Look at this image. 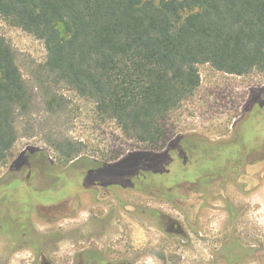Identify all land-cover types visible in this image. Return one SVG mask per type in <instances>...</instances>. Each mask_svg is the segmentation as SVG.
Wrapping results in <instances>:
<instances>
[{"label":"rangeland","instance_id":"1","mask_svg":"<svg viewBox=\"0 0 264 264\" xmlns=\"http://www.w3.org/2000/svg\"><path fill=\"white\" fill-rule=\"evenodd\" d=\"M150 1L158 4L161 0ZM0 36L16 53V65L35 95L30 114L17 123L16 142L6 161L0 164V198L3 195L4 201L0 203V264H78L76 256L85 247L102 251L109 259L127 254V249L132 247L133 254L151 260V255L162 253L161 244L165 253L182 254L185 264H207L222 239L231 232L241 233L243 238L254 240L258 245L264 244V155H244L239 158L245 159L241 166L228 161L223 166L217 165L218 169H229L230 177L239 175V181L245 180L248 187L244 190L237 183L223 186L214 182L204 200L206 207L192 222H197L199 228V234L189 243L195 248L193 252L177 241L180 246H173L164 235L149 228L154 222L147 219V214L145 218L141 216L143 210L149 215L159 211L184 219L183 225H186L185 209L179 212L172 205L129 192L124 187L112 186L111 191L98 188L93 179L104 166L135 152L163 154L169 142L186 136L211 144L232 143L227 146V152L240 145L238 138L242 144L260 145L258 140L264 135V108L262 111L257 108L264 107V72L235 76L217 72L208 64L198 65L199 86L163 120L167 130L165 143L150 146L125 136L113 120L96 114L90 100L63 84L51 85V93L47 95L40 87L37 73L46 60L42 41L2 17ZM60 96L62 102L58 101ZM49 99L53 111L48 110ZM65 139L81 142L83 149L77 157L63 159L56 151L53 144ZM197 147L206 150L187 154L186 147L175 146L182 158L193 155L208 159L217 155L219 159H227L225 147L213 150L201 144L192 148ZM24 157L27 160L23 165ZM48 167L60 174L57 186H50V179L41 173V169ZM181 173L175 168L173 176L166 175L159 180L175 181ZM21 175H28L31 186L12 180L20 179ZM97 175L101 176L100 181L108 176L112 185L125 181L114 172L102 171ZM224 200L240 211L232 228L227 222ZM131 207L134 214L138 212V217L128 214ZM190 208L191 212L194 206ZM25 224L26 228L22 227ZM19 231L20 235L16 236ZM194 256L198 262L192 259Z\"/></svg>","mask_w":264,"mask_h":264},{"label":"trees","instance_id":"2","mask_svg":"<svg viewBox=\"0 0 264 264\" xmlns=\"http://www.w3.org/2000/svg\"><path fill=\"white\" fill-rule=\"evenodd\" d=\"M0 17L42 41L46 60L37 73L47 95L51 85L63 84L90 100L96 114L113 120L125 136L150 146L165 143L163 120L199 86L198 65L235 76L264 72V0H0ZM34 98L16 53L0 36V164ZM237 142L233 151L224 150L225 158L264 155V135L257 146ZM201 144L211 143L186 136L168 146L193 154L206 150L192 148ZM53 146L67 160L83 149L68 139ZM170 152L167 157H178ZM145 158L166 156L135 152L97 174L127 175L130 162ZM41 170L50 185H58L53 167Z\"/></svg>","mask_w":264,"mask_h":264},{"label":"flooded vegetation","instance_id":"3","mask_svg":"<svg viewBox=\"0 0 264 264\" xmlns=\"http://www.w3.org/2000/svg\"><path fill=\"white\" fill-rule=\"evenodd\" d=\"M231 144L232 143L222 145L210 144L208 146L214 149L218 147L220 150H223L225 147L224 150H226L227 146ZM170 146L171 145L164 147V153L162 155L166 156V158H145L144 160L130 162L129 173L127 175H118L125 181H119L120 183L117 185H112L108 176L105 177V181H100L101 176L98 175H94L93 179H96L94 183L98 188H105L111 191L112 186L124 187L129 192H138L144 196L156 199L157 202L172 205L179 210V212L185 209L188 219L186 225H183L184 219L173 218L159 211H154L153 214L149 215L143 210L141 211V216L145 218L147 214V219L154 222L149 228H153L164 235L167 238L166 241L172 243L173 246H180L178 244L180 243L185 245V247L189 249L188 251L193 252L195 248L193 244L190 246L189 243L193 242L192 237H197L199 228L197 222L196 224L192 222L197 218L198 212L206 207V202H204V200L208 194L207 192H210L212 189L214 182L217 181L223 186H226L228 183H237V185L244 188V190L248 187V183H246L245 180L243 182L239 181V175H232V177H230L231 174H229V169L223 167L218 169L216 168L217 165L223 166V164L228 161L238 163V166H241L245 163V159L222 160L219 158H182L178 153L176 154L178 156L177 158H170L167 157V155L171 153L168 151L173 149L176 150V145H174V147L173 145ZM26 160V157H24L21 163L24 165ZM21 165L19 167H21ZM174 167L179 168V171L182 172L181 176L175 181L169 182L165 180L164 183L161 182L159 180L160 178H165L166 175H169V177L173 176L175 171ZM157 173L164 174L159 175ZM26 177H28V175H21L18 177L20 179L12 180H18L23 184L30 185ZM57 177L58 176H55V179ZM236 177L238 178L237 181L235 180ZM93 179L91 181H93ZM155 180L160 183H156ZM10 181L11 180H9V182ZM249 189L251 188H248V190ZM181 193H184L185 196L183 197ZM224 201L226 204L225 211L228 214L227 222L232 228L235 226L240 211H238L233 204L228 202V200ZM0 203H4L3 195L0 198ZM185 205L187 206L186 208ZM190 205L194 206L191 212ZM133 211L134 208L131 207L128 210V214L132 217L134 215L138 217V212L134 214ZM26 225L27 224L22 225V227L26 228ZM20 233L19 231V234L15 235L19 236ZM199 236L202 237L201 235ZM242 236L241 233L236 235L234 232L227 234V237L220 242L218 249L211 254V259L208 260L207 264H251L253 262L264 264V244L258 245L254 240L243 238ZM129 237L131 238V235H129ZM49 240L50 239L47 241ZM176 241L178 243H176ZM130 245H132V242ZM159 249L162 253L159 255H151V260L142 257L140 254H133L132 247L127 249V254L115 255L112 259H109L102 251L90 247L82 248L76 257L78 259V264H185V262L181 260L185 259L182 254L165 253V250H162V244L159 246ZM192 259H196V262L199 261L197 256H194Z\"/></svg>","mask_w":264,"mask_h":264}]
</instances>
